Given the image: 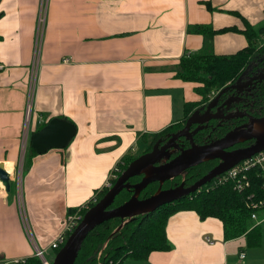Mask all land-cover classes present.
Wrapping results in <instances>:
<instances>
[{"label": "crops", "instance_id": "1", "mask_svg": "<svg viewBox=\"0 0 264 264\" xmlns=\"http://www.w3.org/2000/svg\"><path fill=\"white\" fill-rule=\"evenodd\" d=\"M40 1L0 0V165L21 167L20 202L10 177L8 191L0 181V259L30 257L36 246L50 261L67 210L97 196L115 163L199 99L198 83L174 75L203 43L189 24L231 27L211 40L214 53L230 54L246 46V24L264 22V0H44L28 137L51 118L71 122L74 134L31 154L21 130ZM165 234L171 247L140 264H264L262 239L254 247L243 236L224 239L218 218L193 209L171 214Z\"/></svg>", "mask_w": 264, "mask_h": 264}, {"label": "trees", "instance_id": "2", "mask_svg": "<svg viewBox=\"0 0 264 264\" xmlns=\"http://www.w3.org/2000/svg\"><path fill=\"white\" fill-rule=\"evenodd\" d=\"M231 29V27L215 29L210 24L204 23L189 24L187 26L189 33L201 34L203 43L199 50L190 51L180 57L174 75L177 79L198 83L194 86V92L199 95V99L193 101V103L190 101L184 103L183 117L178 122L152 133L149 139L146 140V145L142 151L148 150L151 143L159 135L180 126L181 122H184L186 116L194 108V105L208 99L210 94H207V92L217 90L226 82L231 81L233 77H236L246 61L260 48L256 43L259 37L264 34V22L256 27L246 24L242 30L247 40L246 46L230 54L214 53L211 45L214 34ZM27 147L31 154L36 153L31 146L28 145ZM133 157L130 153L123 156L122 163L124 165H122L121 170L126 167ZM210 168L206 163L187 168L184 175L185 182L187 184L192 183ZM114 181L115 179L112 180L111 184ZM175 181L174 183H179L180 177L175 178ZM174 183L171 179H168L163 186H171ZM155 184V182L150 183L146 190H155ZM203 186L200 190L185 195L174 202L164 204L151 212L139 214L128 221H124L121 228L115 233H111V231L119 224L120 218L112 217L100 222L83 240L73 264H121L125 260H144L152 250H168L171 245L165 234L167 219L171 214L182 209H193L200 218L209 216L218 218L222 223L224 239L243 236L247 247L259 246L261 243L260 225L259 222L257 224L253 223L250 214L252 211H256L257 215L260 216L264 214V209L247 207L244 202L245 194L233 190L229 184L219 185L209 190H206ZM106 190V188H102L97 196H92L80 207L81 216L87 209L86 207L94 203V198L97 201ZM128 194L129 191L122 189L115 196L111 205L114 207L115 204L126 199ZM76 209L77 207L68 209L67 214ZM103 243H105L104 247ZM57 249H54V253ZM16 264L43 263L40 258L32 255L26 257L23 262Z\"/></svg>", "mask_w": 264, "mask_h": 264}, {"label": "water", "instance_id": "3", "mask_svg": "<svg viewBox=\"0 0 264 264\" xmlns=\"http://www.w3.org/2000/svg\"><path fill=\"white\" fill-rule=\"evenodd\" d=\"M199 109L200 107L195 108L189 113L183 126L169 133V138L164 143L159 145L160 140L157 139L150 149L141 152L128 162L104 194L92 205L86 207L78 223L54 253L50 264H73L83 240L100 222L112 217L128 221L136 215L146 214L162 204L180 199L241 159L264 148V116L249 117L246 123L229 129L222 136L208 143L194 144L190 141L188 148H180L176 139L184 136L191 120L199 114ZM73 134L74 126L71 122L61 118H51L42 127L31 132L27 141L37 154H42L49 148L64 147ZM250 139L253 140L250 145L227 149ZM173 148L179 149V152L169 158ZM215 158H218L219 162L192 183L185 185L182 180L176 186L161 187L165 180L177 175L182 176L187 168ZM135 175H142V177L138 182L130 184L127 179ZM0 181L4 189L8 191L10 189L9 174L2 165H0ZM152 181L158 182L155 191L145 198H137L141 189ZM122 189H132L131 196L122 203L109 207Z\"/></svg>", "mask_w": 264, "mask_h": 264}, {"label": "flooded vegetation", "instance_id": "4", "mask_svg": "<svg viewBox=\"0 0 264 264\" xmlns=\"http://www.w3.org/2000/svg\"><path fill=\"white\" fill-rule=\"evenodd\" d=\"M257 46H259V44ZM259 47L260 48H258L257 51L251 55L248 61H246L245 65L242 67L236 77H233L231 81L226 82L220 88L213 91L206 101L194 105V108L190 111V113L195 108L200 107L198 112L199 114H196L193 120H191V123L188 125L184 136H180L176 139V143L180 148H188L190 146V141H192L194 144L208 143L211 140L222 136L229 129L246 123L249 120V117L264 116V40L261 42ZM183 124L184 122L182 125L174 128L173 130L159 135L154 139V141L159 139V145L164 143L169 138L168 134L180 129ZM154 141L151 143V145L154 143ZM252 141V139L245 140L241 143L234 144L227 149H233L236 148V146H247L250 145ZM178 152L179 149L173 148L169 158H172ZM218 162L219 159L215 158L209 161L207 160L198 163L196 165L206 163L207 166L212 168ZM184 175L185 172L182 176L177 175L171 178L172 183L176 182L175 178L180 177L179 183L183 180L184 184L188 185L185 182ZM140 177H142V175L131 176L127 179V181L130 184L136 183L140 180ZM165 181L161 184L162 188L172 187L179 184L174 183V185L171 186H163ZM153 182L156 183L155 187L157 188L158 182L152 181L150 183ZM150 183L141 189V191L137 194V198H145L155 191L154 189L152 191L146 190ZM126 191H129L128 197H126V199H128L131 196L133 190L126 189ZM118 204H115L114 206ZM111 207H113V205H111ZM124 221V219H121L119 224L111 231V233H115V231L119 230ZM104 245L105 243H103V247Z\"/></svg>", "mask_w": 264, "mask_h": 264}, {"label": "built area", "instance_id": "5", "mask_svg": "<svg viewBox=\"0 0 264 264\" xmlns=\"http://www.w3.org/2000/svg\"><path fill=\"white\" fill-rule=\"evenodd\" d=\"M45 3L44 0L40 1L39 10L37 12V20H36V33L34 38V45H33V56L32 61L30 63L29 68V76L25 90V102H24V123L23 128L21 130V147H24L26 144V140L28 139V131H29V119L31 113V107L33 102L34 90L36 85L37 79V69H38V62H39V50H40V43H41V35L42 29L45 22ZM261 36L264 37V34ZM66 60V59H63ZM118 162L115 163L111 170L109 171L108 181L105 187H109L111 182L114 178L118 176L121 171ZM5 168V167H3ZM9 177L13 183L16 198L20 202L21 199V185H20V173L21 167H17V169L7 171ZM229 184L231 188L238 192H243L245 194V205L251 209H264V148L251 154L249 157L241 159L233 166L229 167L228 169L222 171L215 177L211 178L208 182L204 183L202 186L209 190L210 188L217 187L219 185ZM200 186L196 190H200L202 188ZM195 190V191H196ZM94 197V196H93ZM96 199L94 198V202ZM79 206L76 210L71 213H68L65 218V224L63 230L59 235L50 243L52 249L59 248L67 235L70 231L75 227L78 221L81 218ZM19 213L23 224L25 225V229L27 230V226L25 223V217L23 208L20 206ZM250 218L255 221L259 222L258 215L256 211H252L250 214ZM206 240H209L206 237ZM34 256L40 258L43 264H50V261L46 259L44 256V249L34 246V250L32 251ZM244 253L240 251L238 253L239 259H243ZM25 260V258H7V259H0V264H16L21 263ZM216 264H223V263H216Z\"/></svg>", "mask_w": 264, "mask_h": 264}, {"label": "rangeland", "instance_id": "6", "mask_svg": "<svg viewBox=\"0 0 264 264\" xmlns=\"http://www.w3.org/2000/svg\"><path fill=\"white\" fill-rule=\"evenodd\" d=\"M257 26H260L261 25V22H259V23H257L256 24ZM256 25H255V27H256ZM264 40V37L263 36H260L259 37V39H258V41H257V45L259 44V46L261 45V42ZM207 94H212V92L211 91H209V92H207ZM182 123L183 122H181V125H182ZM141 149H143V144H139L137 147H136V150H135V155H133L134 157L135 156H137L139 153H140V151H141ZM122 165H124L123 163H122ZM122 165H119V167L121 168L122 167ZM106 189L108 188V187H105ZM194 192V191H193ZM192 193V192H191ZM190 194V193H189ZM188 195V194H187ZM264 217V214H262V215H260V216H258V219H260L261 220V218H263ZM264 219V218H263ZM262 219V220H263ZM260 231L262 232V242H264V223H261L260 224ZM52 257L50 258V259H52L53 258V255H54V251H52ZM99 254V253H98ZM46 257H48V256H46ZM51 261V260H50ZM128 262H130L129 260H125V261H123L121 264H126V263H128ZM140 263H143L142 261H135V262H133V264H140Z\"/></svg>", "mask_w": 264, "mask_h": 264}, {"label": "bare ground", "instance_id": "7", "mask_svg": "<svg viewBox=\"0 0 264 264\" xmlns=\"http://www.w3.org/2000/svg\"><path fill=\"white\" fill-rule=\"evenodd\" d=\"M254 224H257L258 222L253 221Z\"/></svg>", "mask_w": 264, "mask_h": 264}]
</instances>
